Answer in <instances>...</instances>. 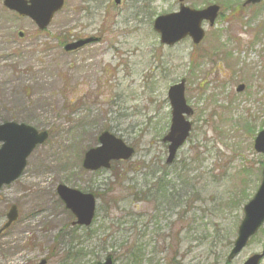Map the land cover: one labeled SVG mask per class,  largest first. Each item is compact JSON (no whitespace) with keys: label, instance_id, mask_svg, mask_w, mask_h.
<instances>
[{"label":"rangeland","instance_id":"obj_1","mask_svg":"<svg viewBox=\"0 0 264 264\" xmlns=\"http://www.w3.org/2000/svg\"><path fill=\"white\" fill-rule=\"evenodd\" d=\"M94 1L65 0L39 32L0 0V124L48 133L21 176L0 189V227L10 207L17 210L0 235V264H63L68 248L79 264L109 254L114 264H243L264 248L263 225L226 260L264 163L253 150L264 129V2L243 8L244 0H183L192 9L217 4L220 15L212 27L202 23L199 45L186 38L167 47L152 22L176 12L178 0ZM235 6L242 10L233 13ZM91 36L99 43L63 50ZM181 80L191 131L166 166L167 91ZM103 131L135 154L88 172L83 155ZM59 185L104 193L90 227L71 226Z\"/></svg>","mask_w":264,"mask_h":264},{"label":"water","instance_id":"obj_2","mask_svg":"<svg viewBox=\"0 0 264 264\" xmlns=\"http://www.w3.org/2000/svg\"><path fill=\"white\" fill-rule=\"evenodd\" d=\"M264 0H245L244 6L256 5ZM116 4L119 0H114ZM178 12L157 17L153 22V31L159 35L161 44L172 46L182 39L189 37L193 44L197 45L204 37L201 23L207 21L210 26L214 24L218 16L219 7L210 5L202 10H194L185 6L179 0ZM3 6L19 17L27 18L34 23L39 31L45 30L54 15L58 13L64 0H3ZM22 37V33L18 34ZM99 42L97 38H87L64 46L65 52H72L86 45ZM243 85L236 88L240 93ZM167 99L171 108V122L168 133L162 138V143H167L166 165H171L178 149L185 143L191 131V123L185 116L192 115V110L186 105L184 99V80L171 86L167 92ZM48 138L47 132H38L30 126L7 122L0 125V188L16 181L22 174L26 160L36 146L42 145ZM99 146L85 152L82 168L89 172L100 169H109L112 161H126L134 153L133 148L127 146L121 139L109 132H102L97 138ZM254 151L264 154V130L260 131L253 144ZM56 193L64 206L75 218L72 225L90 226L94 214L96 201L92 194L81 193L59 185ZM243 219L237 230V237L233 243L227 260L231 261L246 246L248 240L258 231L264 223V165L262 169V181L253 198L243 207ZM17 218L15 207H11L6 215L7 222L0 229L8 228ZM264 258V249L260 254L250 256L243 264H259ZM42 260L39 264H45ZM98 264H113L112 256Z\"/></svg>","mask_w":264,"mask_h":264},{"label":"trees","instance_id":"obj_3","mask_svg":"<svg viewBox=\"0 0 264 264\" xmlns=\"http://www.w3.org/2000/svg\"><path fill=\"white\" fill-rule=\"evenodd\" d=\"M92 1V0H91ZM94 1V0H93ZM96 1V0H95ZM94 1V2H95ZM205 4H207V3H205ZM226 6V5H225ZM88 8H85L84 7V10H87ZM230 8H228V10H229ZM238 10H242V8L240 7V6H235L234 8H233V13H235V12H237ZM59 41H61V39H59ZM59 44L61 45V42H59ZM226 54H227V52H226ZM247 128L249 129L250 127H248L247 126ZM118 163H116V164H113L112 165V167H111V169L115 166V165H117ZM157 186H158V192H159V194H161L162 193V191H161V189H162V184L160 183V181L158 182V184H157ZM163 192H166V191H163ZM94 194V196L96 197V198H99V196L100 195H104V193H101V192H96V193H93ZM111 227H113V226H111ZM110 226H109V228H111ZM172 234V233H171ZM171 234H168V238L171 236ZM179 234V233H178ZM127 244H128V242L127 241H125L124 242V245L125 246H127ZM170 245L171 244H169L168 245V248H170ZM132 252H134L133 251V249H132ZM132 257L133 258H136V256H135V253H134V255H132ZM60 258V262L61 263H63V264H79V263H77V261H80L79 259H78V255H77V250H75L74 248H68V249H66V250H64L63 252H62V254H61V256L59 257ZM175 256H171V258H170V260L172 261V262H174L175 261ZM85 264V263H84Z\"/></svg>","mask_w":264,"mask_h":264}]
</instances>
